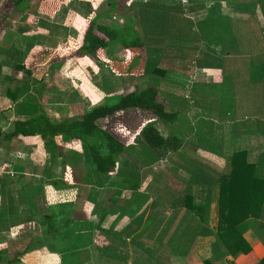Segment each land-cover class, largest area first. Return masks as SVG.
<instances>
[{
	"label": "crops",
	"instance_id": "crops-1",
	"mask_svg": "<svg viewBox=\"0 0 264 264\" xmlns=\"http://www.w3.org/2000/svg\"><path fill=\"white\" fill-rule=\"evenodd\" d=\"M44 1L39 0L33 13L30 4L23 9L15 8L17 11L11 18L19 17L23 23L6 27L0 36V264H111L106 256L109 252L118 256L127 253L129 264H139L143 255L132 239H140L145 248L155 246L157 239L167 245L177 229L182 232L172 238L175 241L172 240L174 248L168 255L169 264H204L212 259L213 236H198L187 255H181L182 245L187 231L196 223L206 224L208 219L207 225L216 232L219 186H215L208 210L207 195L208 188L217 183L225 170L226 159L244 151L247 163L257 164L264 156V0L101 1L106 7L98 15L100 21L115 23L124 19V26L131 21L136 28L145 4H160L165 9L181 7L182 15L172 18L181 22L177 27L165 25V36H182L185 30L197 34L198 25L217 16L239 21L242 26L241 43L197 42L192 49L163 43L159 54L153 48L145 49L144 64L149 60L160 62L158 67L164 71L160 80L154 79L159 82L155 86L161 101L169 112L177 115L172 121L146 123L169 140L166 146L170 148L163 145L161 156L158 151L139 145L135 142L139 130L127 145V151L118 157L115 172L108 177L94 173L81 141H65L61 153L53 156L39 136L5 137L15 121L25 120L37 111H44L53 122H61L83 115L95 105L114 104L120 96L115 86L119 76L113 73L116 78L111 76L108 82H98L95 99L98 103L81 114L74 113L80 105L67 102L65 99L71 97L60 94L63 91H59L61 97L56 102H47L49 109L44 107L42 102L48 97L39 93L37 86L52 74L62 72L66 62H77L75 58L66 60L58 69L48 59L35 66L31 53L53 52L55 47L51 43L47 46L48 38L51 40L59 33L56 25H60L67 26L65 32L70 36L67 43L70 44L74 34L79 32L81 36L75 48L62 46L55 51L66 57L83 44L85 30L80 32L74 24L83 15L74 9L62 15L63 5L53 15L44 14L41 11ZM3 2L0 0V6ZM127 2L131 4L128 8L124 6L126 14L120 16L115 9L111 10L112 5ZM131 10L136 11L135 16ZM184 22L192 28L184 29ZM116 48L122 47L113 44L99 64L111 69V63L118 60ZM29 63L35 66L30 76L16 69ZM151 85L135 83V88L144 90ZM20 86L24 89L17 100H11L8 89ZM59 140L63 139H56L61 146ZM74 142L79 143V149H67ZM165 159L169 165L156 170V163ZM188 182H192L196 213L182 204L174 207L176 200L186 195ZM135 185L138 189L131 188ZM78 199L85 202L80 205ZM249 225L244 237L252 253L238 257L236 264H257L264 257V219L252 220ZM165 229L166 234L162 232ZM232 261L229 257L217 264Z\"/></svg>",
	"mask_w": 264,
	"mask_h": 264
},
{
	"label": "trees",
	"instance_id": "trees-1",
	"mask_svg": "<svg viewBox=\"0 0 264 264\" xmlns=\"http://www.w3.org/2000/svg\"><path fill=\"white\" fill-rule=\"evenodd\" d=\"M10 1L14 3L15 8L19 9L29 5L26 0ZM60 6L61 2L59 0H46L41 5V11L44 14L53 15L59 10ZM114 9L119 15L126 11V8L121 5H112L111 10L113 11ZM182 12L183 9L181 7L165 9L160 4H145L139 13L140 24L138 27L136 28L131 21H127L121 29L111 28L100 23L101 16H97L87 23V27L83 31V44L72 52L67 53L66 57L54 55L57 54L56 52L37 50L31 53V60L37 66L48 56L50 57V64H53L58 69L61 68L64 61L75 57H88L95 62L101 63L105 59V51L113 44H118L124 50L130 51L131 56L127 61L116 60L111 63L112 71L117 76L140 77L146 75L151 66L155 68L153 72L160 74L164 72L162 69H157V65L155 66V63L151 60L146 65L144 64L143 53L145 49L152 51L153 48L154 52L159 54L162 53L161 45L163 43L169 47L173 45L178 47L181 44L178 47L179 49L182 46L184 49L187 47L192 49L197 42L216 44H224L226 42L241 43V22L222 19V17L218 16L208 18L201 25H198L199 33L197 34L191 35L190 31L185 30L182 36L163 35L166 30L165 25L169 27L178 26L181 21H172V18L179 16V14L182 15ZM167 18H171V20L168 21ZM184 23L185 27L183 24L180 25L184 29H186V26L192 28L191 24ZM210 31L212 32L211 35L209 34ZM179 37L180 39H178ZM32 63L19 65L16 69L30 76L33 68H35ZM152 84L144 90L129 89L121 93L114 104L94 107L83 115L68 117L61 122H53L44 111L36 110L35 115H28L25 120L15 121L12 130L5 137L39 136L45 143L46 149L53 156L61 153L60 147L56 142L57 138H62L64 141H81L88 152L94 173L108 177L115 172L118 157L127 151V145L133 136L137 135V131L140 130L135 142L146 147V149L161 153L162 146H166V142H169L154 127H148L152 122H168L177 118L176 113L169 112L161 101L159 89L156 87L159 82L155 81V84ZM23 89L22 86L15 90L8 89V96L11 100L16 101L17 96ZM23 108L21 107L22 111ZM131 109H139L146 112L148 116L146 122L150 123L147 124L145 122L146 124H142L129 137H118L107 128L101 126L102 124L100 125L102 120H110L116 114H124ZM151 116L153 118H150ZM167 148L169 149L170 147L166 146ZM217 185L219 186V197L216 232H213L207 225L208 219L206 224L196 223L186 233L181 255H187L189 248L198 236H213L215 237L213 258L205 260L204 264H217L229 257L233 258L230 264H236L235 260L238 257L252 253V247L244 237L250 229L249 222L264 219V156L261 157L257 164L247 163L246 152L244 151L236 152L229 156L226 159L225 170L220 174L217 183L213 187L208 188L207 210L213 203V193ZM131 188L138 189V185ZM179 204H182L190 212H197V207L193 204L192 182H188L186 195L183 196L182 200L178 198L174 207L179 208ZM190 212L187 214L190 215ZM166 231L168 229L162 232L166 234ZM181 232H178V229L174 231L167 245L161 243L162 239H157V244L150 248L143 247L144 245L141 244L140 239H132L131 242L141 251V254H139L143 255V259L142 257L139 258L142 261H138V263L169 264L168 255L171 249L173 250L174 248L172 240L175 241L172 238L180 235ZM106 256L110 258L111 264H129L127 253L118 256L109 252L106 253ZM257 264H264V257Z\"/></svg>",
	"mask_w": 264,
	"mask_h": 264
},
{
	"label": "rangeland",
	"instance_id": "rangeland-1",
	"mask_svg": "<svg viewBox=\"0 0 264 264\" xmlns=\"http://www.w3.org/2000/svg\"><path fill=\"white\" fill-rule=\"evenodd\" d=\"M26 1H28L30 4L29 10L32 13L35 12V9L38 6L39 0H26ZM59 1L61 2V6L63 5L61 9L62 15L63 13H66V12L68 13L72 11V9H74L75 12H78L81 15H83V18H79L77 21H74L76 28L80 32L86 29L87 27L86 24L90 19L97 17L106 7V4H101L102 0H73V1L59 0ZM72 2L73 4L71 5ZM97 2H99L100 4H97ZM130 4L129 2H127L125 4H120V5L127 7ZM15 11H17V9H15L14 3L10 0H4L3 4L0 6V36L2 35V31L4 32V29L6 27H11V26L15 27L17 26L18 23L20 24L23 23L21 22L22 19L19 20V17L14 18V19L11 18V15ZM135 12H136L135 10H131V14L134 13L133 14L134 16H135ZM125 13L126 12L124 11L122 15H124ZM7 18H10L11 20H7ZM61 19L63 21L64 17H62ZM31 22H34V21H31ZM99 22L106 24V25H111V26L116 25L115 28L121 29V27L124 25L125 20L123 19V21L121 22L117 21L115 23H113L112 21H108V20H103V21L101 20ZM74 24H71V25L74 26ZM65 25H67V21H65ZM56 27H58L59 33L53 36L54 38L52 37L51 40L48 38L49 42L47 44L48 46L51 43V47L52 45L53 47H55V50H53V53L56 50L61 49L62 46L64 47V49L68 47L73 49L79 45L77 43V41L81 40V36L79 32L73 35V39L70 40V44H69V41L68 43L66 42L67 39L70 38L69 34L65 32L67 30L66 28L67 26L56 25ZM178 39H180V37ZM57 47L58 49H56ZM114 51L117 52L116 56L118 57L119 61H127L130 59V56H131L130 51L124 50L123 48L121 49L116 48ZM54 55L60 56L58 53ZM61 55H65V52H62ZM112 56L111 58L108 57L110 61L113 58ZM78 58H80V60H78ZM78 58L75 57L77 64H74V63L70 64L69 62L68 63L66 62L65 63L66 66L62 68V72L58 74H52L45 81V83L43 82L39 86H37V89H38L37 91L39 93L47 95L48 97V98H45V101L42 102L46 109H49V104L47 102L49 101L56 102L57 98L61 97V96L59 97V91H63V92H60V94H64L65 96L71 97V98L65 99L67 102L69 103L76 102V104L80 105V106H77L78 108L74 110V113H80L83 110H85V108H91L93 107L94 104L98 103V102L95 103L96 102L95 99H97L96 93L99 87L98 84L99 83L102 84L103 82H106V81L108 82V79L111 78V76L114 77L113 76L114 72L112 71V69H110V67L105 68L101 64L94 62L92 59L90 60L87 59L88 57H78ZM81 58H85V59H81ZM48 59H50V57L47 56L43 60H48ZM159 63L155 64V66L156 65H157L156 67L160 66ZM154 69L155 68L151 66L148 69V73L144 76H140L141 78L136 77V76L135 77L119 76V78L114 77L116 78V84H115L116 89L120 90L119 92L121 94L123 92L128 91L129 89L135 88V83L139 85H146V84L151 85L152 83L155 84L154 79L160 80L161 74L157 72H153ZM157 69L160 70L161 68L158 67ZM52 96H53V99L51 98ZM90 96L92 100H89ZM95 107H97V105H95ZM147 117L148 116L146 115V112L139 110V109H131V110H127L126 113L124 114H116L115 116L111 117L110 120H102L100 125L102 124L101 126L107 128L111 133H113L114 135L118 137L120 136L129 137L131 133L132 132L134 133L138 128H140V126H142V124H146L145 122H146ZM150 118H153V116H151ZM64 142H65L64 140H59V143L61 145L59 147H62L64 145ZM66 147L67 146H65V148ZM79 147H80L79 143L74 142V144H71L70 148L67 147V149L69 150H71L72 148L79 149ZM167 165H169V161L165 159L164 161L162 160L159 163H156L155 168L156 170H161L162 168H165ZM84 197L85 196L83 195V198ZM77 201L78 203H80V205H82L85 202L84 199H78ZM222 264H225V263H222Z\"/></svg>",
	"mask_w": 264,
	"mask_h": 264
}]
</instances>
